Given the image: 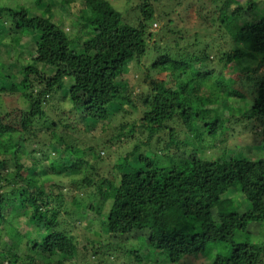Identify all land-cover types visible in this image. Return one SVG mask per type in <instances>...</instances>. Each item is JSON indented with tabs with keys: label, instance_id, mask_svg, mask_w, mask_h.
I'll return each instance as SVG.
<instances>
[{
	"label": "trees",
	"instance_id": "1",
	"mask_svg": "<svg viewBox=\"0 0 264 264\" xmlns=\"http://www.w3.org/2000/svg\"><path fill=\"white\" fill-rule=\"evenodd\" d=\"M56 2L59 9L49 1L34 8L38 10L34 14L24 3L0 5V40L6 33L12 52L6 60L14 64L11 71L18 65L21 75L8 88L0 83V93L19 94L24 103L0 105V182L12 186L9 196L0 192V264L76 263L80 241L62 219V213L70 215L68 204L77 210L76 216L71 210L77 220L94 212L88 220L91 226L103 216L107 234L117 243L119 237L138 232L170 263L205 253L215 243L222 250L210 264H264V238L246 234L249 224L264 222V157L179 156L180 147L186 154L201 148L204 134L219 140L236 113L239 120H246V127L260 125L255 131L264 142V71L258 73L257 67L264 66V16L258 14V3L247 4L252 19L233 26L228 8L234 0H126L124 8L111 0ZM127 15L135 16L134 21H126ZM4 20L10 22L8 29ZM192 28L195 40L189 41L185 31ZM11 31L25 38L14 37ZM173 34L177 37L170 43ZM31 39L33 63L19 66L24 53L20 45ZM216 43L225 48L213 53ZM143 58L149 61L144 63ZM212 62L222 71L211 67ZM240 62L255 64L253 75L249 71L246 75L250 83L246 90L233 79L222 78L229 65ZM39 64L51 70L43 71ZM128 67L138 68L135 84L140 92L135 96L134 83L125 76L133 79L136 74H128ZM10 76L0 66V80ZM212 77L218 87L217 103L234 98L251 100V106L206 107L199 91ZM58 96L68 99L71 107L63 106ZM114 103L124 116L133 117L120 123L117 139L140 131L146 140L138 139L116 162L115 171L104 175L85 157L88 152L98 158L99 151L78 134L85 137L86 120L106 124ZM180 122L194 136L193 142L176 129ZM99 144L105 146L106 141ZM22 154L32 160L30 167L21 162ZM133 156L135 163L130 161ZM167 156L169 163L157 164L156 157ZM45 161L50 166L43 173L39 167ZM50 174L80 176H71L65 184ZM232 189L248 203L245 210L224 197ZM19 199L20 206L9 208ZM20 217L27 219V229L12 223ZM86 230L92 231L90 225ZM1 231L12 239L8 247L2 246ZM244 234L247 240L242 239ZM115 247L113 243L97 251L94 247L92 256ZM82 249L78 261L92 264L88 246Z\"/></svg>",
	"mask_w": 264,
	"mask_h": 264
},
{
	"label": "rangeland",
	"instance_id": "2",
	"mask_svg": "<svg viewBox=\"0 0 264 264\" xmlns=\"http://www.w3.org/2000/svg\"><path fill=\"white\" fill-rule=\"evenodd\" d=\"M51 2L53 7L56 9H59V4L58 2H56V0H0V5H10V6H17L21 3H24L26 5L31 6L29 12L31 14H34L35 12H37L38 10L34 9V8H39V4H41V6L45 3V2ZM113 3H116L120 8H124V4L126 0H111ZM235 2H232L231 5H229L228 8V12H229V17L231 18V24L233 26H237L238 24H241L242 22H245L248 19H252V16L250 15V11L248 10V2L250 0H234ZM258 5H259V9H261L258 14H261L264 16V0H255ZM43 3V4H42ZM35 4L37 5L35 7ZM117 6V7H118ZM257 14V15H258ZM124 19L128 22L134 21V17L135 16H123ZM257 17V16H255ZM4 22V26L6 29H8V27L10 26V22L7 20L3 21ZM66 29L69 28V26L67 25L65 27ZM196 31V29L192 28L191 30H187L185 31L190 37L186 38L189 41H194L195 39H193V35L194 32ZM196 33V32H195ZM12 36L16 37L19 36L21 38H25L24 34H19L18 32H12L11 31ZM26 35V34H25ZM216 36V35H215ZM177 35H172L170 38L171 40L169 41L170 43H173V39L176 38ZM3 40H0V66H2V72L4 74H11L10 78H5L0 80V83L3 85H6V88H8L13 82H16L18 80L21 79V75L19 74V67L18 65H16L14 67V70L11 71L10 66L14 65L11 64L9 61H7L6 59L12 54V52H9V44H8V37L6 35V33L3 36ZM217 39L216 37L213 39L215 40ZM218 40V39H217ZM185 42H187V40H185ZM21 49L24 48V53L20 56V63L23 62H32L31 60V56L34 52V41L33 39L29 40L28 42L24 41L22 43ZM225 47L218 45V43H216V45L211 49L213 50V53H218L215 51H221L223 50ZM144 63H147V61H149L147 58H143ZM146 61V62H145ZM217 62H212L211 67L214 68H220V70L222 71V67H220V65L215 64ZM141 68L144 69V66L142 64ZM40 69L43 71H49L51 70V68H48L44 65L39 64ZM247 67V68H246ZM255 68V64H248L246 63H238L236 65H229L228 68L225 70L224 74L222 75V78H231L233 79L234 84L237 87H240L242 90H246V88L249 86V82L248 79L246 77L248 71L249 74L253 75V71L252 68ZM258 68V73L259 72H263L264 71V66L263 65H257ZM209 66L204 65L202 67L203 70L208 71L209 70ZM138 68H130L128 67L127 69V73L128 74H132L135 75L133 77V79H130V76H125V80L127 82H129L130 84H133L131 88L132 94L135 96L136 94H139V87L138 85H136L135 83L138 82V80L140 79L138 76ZM214 76H218L217 72H215ZM137 77V78H136ZM129 84V85H130ZM131 86V85H130ZM217 84L215 83V78H208L206 79L203 84H202V88L201 91H199V95L201 96L202 101L204 102V105L212 108V107H216L217 105L222 107L229 105H232L234 107H242L245 106V104L249 107L251 106L252 102L251 100H237V99H222L220 100L218 103L216 101L217 98V93H218V89H217ZM19 95V94H18ZM18 95H10L9 93L5 92V93H0V105H2L3 107H10L11 105H17L19 107L24 106L22 104V100ZM59 97V96H58ZM62 99V97H59L58 100ZM62 105L65 107H71V103L68 99L63 100L62 99ZM124 106H127L126 104H123ZM206 106V107H207ZM121 106L118 104H112L110 106V115L109 118L107 119V123L106 124H102L101 122H95L93 120H86L83 123L84 128H86V133H85V137L81 134H78V138L80 139H85L88 138L89 140V144H92V146L99 151V157L98 158H94L93 156H89L88 152H87V156L85 155L86 159L90 162V164L94 165V166H98L95 167L97 169V171L100 172V174H109L114 172V165L116 164V162L118 160H120L122 158V156L124 155L125 151L127 149H131L133 147V145L138 142V139L142 140H146V133L144 132H134L132 135L129 134H125L122 135L119 139L118 138V128L121 122L124 121H130L133 117L132 115H127L124 116L123 113H120ZM236 115H238L236 113ZM230 119L229 122V126L226 127L225 132L223 133V136L219 139V140H212L209 139V137L207 135H203V141H202V149L200 147H198V149H194V151H187V154L183 151L184 148H181L179 150H181L179 152V156L181 158H191L194 155H203L208 158V157H215L217 158L218 156H222L223 154L226 155H231V156H246L249 158H259V157H264V142H262L259 133H256V131H260V125H258V127L256 128H251V127H246V120L242 119L239 120V116H236ZM254 124V123H252ZM251 124V125H252ZM103 125V127H101ZM187 126L186 124H183V122H180L176 129L179 132H186V134L188 136L191 137L192 142L194 141V136H192V133L186 130ZM138 129V128H137ZM256 129V131H255ZM163 137H166V135L162 134ZM75 138V137H73ZM111 139V140H110ZM106 141L105 146H101L99 144V141ZM190 140V141H191ZM60 144L55 145L54 147H58ZM34 147V146H33ZM189 147V146H187ZM186 147V148H187ZM30 148V147H29ZM31 149V148H30ZM29 149V150H30ZM201 149V150H200ZM223 151V152H222ZM149 155L151 156V153H149ZM54 158L56 157L54 154L52 155ZM102 158L101 161H98ZM21 162H23L25 165H27L28 167H30V164L32 163V160H30L29 158L23 157L22 154V158H21ZM34 161V160H33ZM130 161L133 163L136 162V157L133 156L131 157ZM156 161L157 164H162L165 165L167 163H169L168 160V156L167 158L163 157L161 160L156 157ZM99 164V165H98ZM50 166V164L48 162H43L42 166L39 167L41 170H43V173L46 172L47 168ZM12 167V166H11ZM10 167V170H11ZM9 170V172H10ZM13 170V169H12ZM48 175V174H47ZM51 175V174H50ZM72 175L68 176H54L51 175V177L57 182V181H61L62 183L67 184L70 180ZM80 175L74 174L72 177L73 178H77ZM39 181H42L40 178H38ZM2 184V186L0 187V192L3 191V193H6L7 196L10 195V192L8 191V189L10 187H12L11 185H7L5 182H0ZM51 182H48V184H50ZM64 192L67 194V186L63 187ZM56 191V190H55ZM82 194L79 193V196H81ZM67 198V201L69 199V195H65ZM228 197L229 199L232 198L233 204L235 205V203L238 201V203L240 204V211L245 210L248 207V203L245 201V199L242 197V195L240 194L239 191L232 189L230 192L225 193L224 197ZM82 201H86V199H81ZM94 203V202H93ZM21 204V200L19 199L11 201L9 203V208H15L20 206ZM95 204V203H94ZM72 206L70 204H68V210L70 211V215H66L62 213V219L66 221V228L67 229H71L77 236L78 239L80 241L79 246L81 247V250L78 254V257L76 258V263L74 264H81V254L83 253V249L82 246L86 245L88 246V250L89 253L88 255L90 256V258H92V261H90V263L92 264H210L212 259L214 258V255L216 253H218L219 251L222 250L221 246L219 244H209L205 253L201 252L199 254L196 255H189L185 258H183L180 262L178 263H170L167 261L166 256L164 254H160L158 253L156 250L151 249L148 244L146 243L145 239L146 237H141V235L138 232H132L131 234H129L128 236L123 237V239H121L119 237V243L115 242L116 238L115 237H110L107 233V230L103 224L104 218L103 216L100 218L99 222H95L94 224L88 223V220H92L91 218H94L95 214L94 212H89L88 213V217L84 218L83 220H77V218L73 217V214L76 216L78 215L77 210L71 208ZM105 208H107V206H105ZM22 210H24L23 212H26L25 208H21ZM71 210H72V215H71ZM104 210V209H103ZM216 210L213 211L214 214V218L216 219ZM24 218L20 217L19 219H17L15 221V219L12 220V223L17 226L18 228H22L27 229L28 226L26 225L27 223V219L23 220ZM15 221V222H14ZM73 221H75V225L73 223ZM90 225V227L92 228V231L90 230H86V227ZM1 234L3 235V244L2 246L4 247H8L11 243H12V239L11 237L8 236V234L6 233V231H1ZM247 235H250L251 238L253 239H262L264 238V222L261 223H251L249 224L248 228H247ZM244 234L242 236L243 240H247V235ZM121 239V240H120ZM38 240L40 241L41 238H38ZM91 241V242H90ZM89 242V243H88ZM114 244L116 245L115 250L114 248L111 251H108L106 253L103 252H99L96 253L95 256H92V254L94 253L92 248H97L101 247L102 248H109L110 244ZM118 252V253H117ZM117 254V258H115Z\"/></svg>",
	"mask_w": 264,
	"mask_h": 264
}]
</instances>
